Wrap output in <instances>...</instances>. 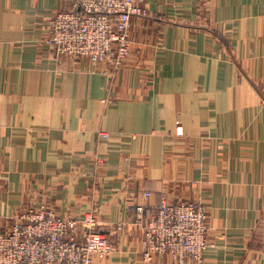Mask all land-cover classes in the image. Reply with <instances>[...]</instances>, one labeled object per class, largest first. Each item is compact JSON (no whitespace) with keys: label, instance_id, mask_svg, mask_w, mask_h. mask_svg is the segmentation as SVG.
Wrapping results in <instances>:
<instances>
[{"label":"crops","instance_id":"1","mask_svg":"<svg viewBox=\"0 0 264 264\" xmlns=\"http://www.w3.org/2000/svg\"><path fill=\"white\" fill-rule=\"evenodd\" d=\"M144 7L113 71L46 44L69 0H0V230L91 210L113 246L94 264H177L143 259L144 221L200 201L211 246L184 264H264V0Z\"/></svg>","mask_w":264,"mask_h":264},{"label":"built area","instance_id":"2","mask_svg":"<svg viewBox=\"0 0 264 264\" xmlns=\"http://www.w3.org/2000/svg\"><path fill=\"white\" fill-rule=\"evenodd\" d=\"M69 1L72 9L50 17L46 44L56 57H84L94 66L107 61L117 71L131 51V17L147 14V0ZM176 131L181 135L182 127ZM98 136L107 138L109 133L100 131ZM142 212L138 206L139 218ZM99 224L91 210L75 218L50 206L27 207L0 230V264H94L96 257H108L113 251ZM207 227L200 201L172 203L162 198L143 224V259L150 262L155 255L169 254L177 264L187 258L200 262L211 246Z\"/></svg>","mask_w":264,"mask_h":264}]
</instances>
